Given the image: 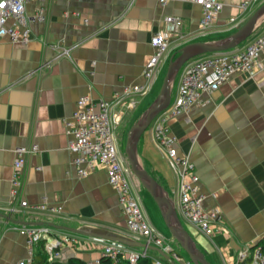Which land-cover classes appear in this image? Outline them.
Instances as JSON below:
<instances>
[{"label": "crops", "instance_id": "obj_1", "mask_svg": "<svg viewBox=\"0 0 264 264\" xmlns=\"http://www.w3.org/2000/svg\"><path fill=\"white\" fill-rule=\"evenodd\" d=\"M219 1L223 10L206 32L199 25L201 6L189 1L171 0L165 6H160L159 0H38L27 4L30 40L26 44L13 43L9 38L0 40V213L11 219L0 217V264H18L29 257L27 239L20 229L36 225L22 222L44 226L55 223L129 236L118 195L108 182L105 168L86 178L77 176L73 155L67 149L65 121L72 118L81 96L111 101L125 86L142 84L144 65L153 54V34L164 29L166 16L181 17L184 37L174 40L153 88L117 129L120 138L119 129L128 131L131 121L135 119V123L158 96L176 52L190 43L227 38L264 3ZM251 1L249 9L242 12L240 5ZM39 14L44 20L37 19ZM230 18L239 20L238 25L231 24ZM263 33L264 21L251 41ZM181 75L182 69L173 84L172 102ZM202 100L204 106L170 119L169 127L177 139L179 155L188 156L196 166L205 207L221 212L228 228L226 234L205 236L179 212L180 174L170 167L158 147L154 124L141 137L139 158L166 190L185 229L207 260L211 264H239L238 253L264 237V72L254 78L235 75L213 94H203ZM32 144L39 151L26 166L24 197L28 207L21 208L17 203V210L12 212L15 152ZM135 188L146 215V205L153 215V222L147 215L152 225L182 254L153 198L136 184ZM41 204L61 208V213L40 211L36 207ZM75 244L57 250V261L67 264L76 258L86 264H101L103 249L93 237L78 235ZM148 250L153 257H162ZM38 251L36 245L34 258Z\"/></svg>", "mask_w": 264, "mask_h": 264}, {"label": "built area", "instance_id": "obj_2", "mask_svg": "<svg viewBox=\"0 0 264 264\" xmlns=\"http://www.w3.org/2000/svg\"><path fill=\"white\" fill-rule=\"evenodd\" d=\"M38 0H0V40L9 38L13 43L26 44L30 40V19L26 14L28 3ZM171 0H159L165 6ZM198 4L202 8L200 29H211L218 21L224 5L219 0H181ZM251 2L240 5L242 12L249 9ZM44 20L43 14L37 16ZM239 20L230 18V23L238 25ZM164 29L153 34L151 45L153 54L144 65L142 84L125 86L121 93L111 101H95L90 95L81 96L76 110L65 121L66 135L69 138L67 149L73 155L72 164L79 178H86L97 169L104 167L109 184L115 189L119 205L126 218L131 240L145 241L147 245L160 248L169 254L177 264H192L182 254L175 251L168 241L156 230L147 217L141 198L135 188V176L131 172L125 154L120 150L117 129L126 115L139 104L140 98L153 88L159 68L172 50L174 40H181L183 19L168 15L164 18ZM67 54V52H66ZM264 72V33L243 47L206 55L186 63L177 96L170 106L153 122L154 135L158 147L164 152L170 167L180 174L179 212L183 218L198 231L208 237L226 234L228 228L219 210L205 207V195L201 192L200 177L195 164L188 156H180L177 139L171 133L169 120L181 114H188L195 106H204L203 94H213L232 77L244 74L250 78ZM36 144L18 148L13 164L10 211L28 207L24 197L26 166L29 158L37 153ZM40 211L61 213V208L41 204ZM20 234L27 239L29 257L18 264H34L36 245L43 238H51L46 251L51 261L58 259L57 251L65 245H76L77 236L72 233L59 234L48 226H23ZM102 246V260L112 264H137L141 258H152L155 264H169L163 257H153L148 249L138 250L118 241L93 238ZM239 264H264L261 247L253 250L248 247L238 253ZM102 264V263H101Z\"/></svg>", "mask_w": 264, "mask_h": 264}, {"label": "water", "instance_id": "obj_3", "mask_svg": "<svg viewBox=\"0 0 264 264\" xmlns=\"http://www.w3.org/2000/svg\"><path fill=\"white\" fill-rule=\"evenodd\" d=\"M263 21L264 3L255 10L238 30L227 38L216 42H195L183 46L171 57L158 96L148 109L136 120L127 133L125 155L131 172L153 198L172 237L187 254L192 264L211 263L207 260L204 252L197 246L193 237L185 229L177 208L174 202L169 198L166 190L142 165L138 153L139 142L143 134L152 126L155 119L170 106L174 81L186 63L199 57L222 53L237 48L252 37ZM0 217L11 220L7 215L2 213H0ZM22 223L36 226L46 225L45 223ZM47 226L76 235L93 238L97 237L108 241H118L130 247H141L157 251L169 264H177L169 254L165 253L160 248L131 240L128 237L91 232L85 229H77L55 223H48Z\"/></svg>", "mask_w": 264, "mask_h": 264}, {"label": "trees", "instance_id": "obj_4", "mask_svg": "<svg viewBox=\"0 0 264 264\" xmlns=\"http://www.w3.org/2000/svg\"><path fill=\"white\" fill-rule=\"evenodd\" d=\"M49 242V238H43L37 246H39V251L36 254L34 258V264H63L57 260L51 261L50 257L46 251V245ZM260 246L261 247V252L264 254V237L259 241V243L253 245L251 249L253 250L254 248ZM102 264H112L110 261L107 260H102ZM67 264H86L84 261L80 259H70ZM123 264H129L128 262H124ZM137 264H155L154 260L152 258H141Z\"/></svg>", "mask_w": 264, "mask_h": 264}, {"label": "rangeland", "instance_id": "obj_5", "mask_svg": "<svg viewBox=\"0 0 264 264\" xmlns=\"http://www.w3.org/2000/svg\"><path fill=\"white\" fill-rule=\"evenodd\" d=\"M255 35H253L251 38H249L247 41H245V42H243L240 46H238V47H243V46H245L246 44H248L252 39H253V37H254ZM166 70H167V68H166ZM165 74H166V71H165ZM165 74H164V77H165ZM134 121H135V119L134 120H132L131 121V123H130V127H129V129L131 128V126L134 124ZM128 129V130H129ZM126 130L124 129L123 130V127L122 128H120L119 129V131H118V133H119V136H120V138L118 137V140H119V146H120V150L123 152V154H125V145H126V140H127V133H128V131H126ZM126 156V155H125ZM128 162V161H127ZM134 182H135V184H136V187L139 189V187L140 188H142V190H143V192H144V194H146V195H149V193L142 187V185L139 183V181L136 179V178H134ZM150 196V195H149ZM150 198H151V196H150ZM152 199V198H151ZM143 203H144V201H143ZM155 205H156V203H155ZM157 206V205H156ZM158 208V207H157ZM159 210V209H158ZM146 212H147V215H148V217L150 218V220L153 222L154 221V218H153V215L151 214V212L149 211V209H148V207H147V205H146ZM160 212V211H159ZM164 221V220H163ZM151 222V223H152ZM166 226V225H165ZM168 229V228H167ZM169 231V230H168ZM170 232V231H169ZM51 239H49V241H50ZM181 249V253L182 254H184V255H186L187 256V254L184 252V250L182 249V248H180ZM187 258L189 259V257L187 256Z\"/></svg>", "mask_w": 264, "mask_h": 264}]
</instances>
